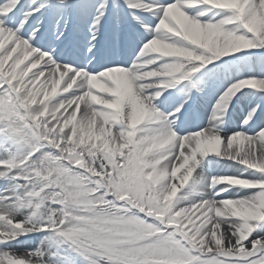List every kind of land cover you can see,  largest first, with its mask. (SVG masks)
Segmentation results:
<instances>
[{
    "label": "snow or ice",
    "instance_id": "snow-or-ice-1",
    "mask_svg": "<svg viewBox=\"0 0 264 264\" xmlns=\"http://www.w3.org/2000/svg\"><path fill=\"white\" fill-rule=\"evenodd\" d=\"M0 264H264V0H0Z\"/></svg>",
    "mask_w": 264,
    "mask_h": 264
}]
</instances>
